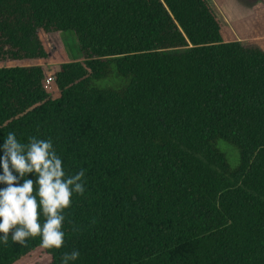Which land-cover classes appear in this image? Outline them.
<instances>
[{
    "label": "trees",
    "instance_id": "trees-1",
    "mask_svg": "<svg viewBox=\"0 0 264 264\" xmlns=\"http://www.w3.org/2000/svg\"><path fill=\"white\" fill-rule=\"evenodd\" d=\"M223 28L209 0H0V175L8 132L85 171L64 246L9 233L0 264H264V45Z\"/></svg>",
    "mask_w": 264,
    "mask_h": 264
},
{
    "label": "clouds",
    "instance_id": "clouds-1",
    "mask_svg": "<svg viewBox=\"0 0 264 264\" xmlns=\"http://www.w3.org/2000/svg\"><path fill=\"white\" fill-rule=\"evenodd\" d=\"M3 151L0 183L7 187L0 190V233H3L0 242L7 246L9 233H12V241L23 246H27L29 238L40 237L42 248L61 249L65 244L64 213L71 207L73 194H85V171L81 169L67 176L50 138L30 137L29 143L24 144L17 140L14 132H8ZM13 170L20 178L36 173L38 180L34 184L31 179H24L20 185ZM35 185L38 189L34 190ZM41 209L45 217L43 224ZM73 231L78 232L79 226H74ZM79 256L78 250L65 253L62 264H70Z\"/></svg>",
    "mask_w": 264,
    "mask_h": 264
},
{
    "label": "crops",
    "instance_id": "crops-1",
    "mask_svg": "<svg viewBox=\"0 0 264 264\" xmlns=\"http://www.w3.org/2000/svg\"><path fill=\"white\" fill-rule=\"evenodd\" d=\"M209 1L223 22L225 42L264 45V0Z\"/></svg>",
    "mask_w": 264,
    "mask_h": 264
},
{
    "label": "rangeland",
    "instance_id": "rangeland-1",
    "mask_svg": "<svg viewBox=\"0 0 264 264\" xmlns=\"http://www.w3.org/2000/svg\"><path fill=\"white\" fill-rule=\"evenodd\" d=\"M218 5H219V2H218ZM61 37H62V41H63L64 47L66 49L69 59L72 61L79 60L81 58L80 52H79V45H78L77 39L75 38L74 34L71 32H65V33H62ZM103 82H100V84H102ZM46 88L49 91V93L53 96V98L58 97L57 89L53 82H48L46 85ZM222 147L226 151H229L230 153L234 151L236 154V158H237L238 153L232 147H230L227 144H222ZM231 164L233 167L236 166L238 164V159L236 160L234 156L233 158L231 157Z\"/></svg>",
    "mask_w": 264,
    "mask_h": 264
},
{
    "label": "built area",
    "instance_id": "built-area-1",
    "mask_svg": "<svg viewBox=\"0 0 264 264\" xmlns=\"http://www.w3.org/2000/svg\"><path fill=\"white\" fill-rule=\"evenodd\" d=\"M49 82H52V79H50Z\"/></svg>",
    "mask_w": 264,
    "mask_h": 264
}]
</instances>
